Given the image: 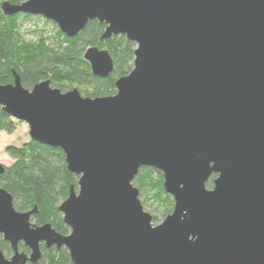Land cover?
Instances as JSON below:
<instances>
[{
  "label": "water",
  "instance_id": "95a60500",
  "mask_svg": "<svg viewBox=\"0 0 264 264\" xmlns=\"http://www.w3.org/2000/svg\"><path fill=\"white\" fill-rule=\"evenodd\" d=\"M2 10L42 16L69 38L98 20L103 39L123 35L136 49L111 97L49 80L31 91L17 73L0 86L4 110L80 177L59 207L69 235L33 225L36 209L18 211L0 187V239L14 252L0 247V264L37 263L41 244L66 247L73 264H264V0H28ZM84 57L97 77L114 69L107 50ZM148 167L174 199L157 226L133 185Z\"/></svg>",
  "mask_w": 264,
  "mask_h": 264
},
{
  "label": "trees",
  "instance_id": "16d2710c",
  "mask_svg": "<svg viewBox=\"0 0 264 264\" xmlns=\"http://www.w3.org/2000/svg\"><path fill=\"white\" fill-rule=\"evenodd\" d=\"M6 1L18 5L28 0H0V86L14 83L17 73L23 86L31 91L35 85L49 80L53 88L64 93L78 88L86 98L111 97L117 93V81L134 69L135 43L123 35L103 39L107 26L98 20L90 21L75 38H69L55 22L42 16L6 15L2 10ZM41 22L43 25H36ZM91 47L111 53L115 66L108 78L93 75L84 57ZM19 126L20 121L0 103V133L12 134ZM7 153L14 164L6 167L0 176V187L12 195L15 209L20 212L36 209L31 219L33 225L52 224L60 234L69 235L70 229L59 207L70 196L72 187L79 189L80 177L69 171L64 152L30 139L21 146H9ZM216 177L208 181V188L214 187ZM163 184V174L150 167L142 168L133 182L139 189L143 208L153 207V224L165 220L175 208L174 199L166 193ZM0 247L6 257L13 255L9 242L0 239ZM19 247L30 254V248L23 243ZM29 264L73 262L66 247L48 248L41 244L40 260Z\"/></svg>",
  "mask_w": 264,
  "mask_h": 264
},
{
  "label": "rangeland",
  "instance_id": "374dc122",
  "mask_svg": "<svg viewBox=\"0 0 264 264\" xmlns=\"http://www.w3.org/2000/svg\"><path fill=\"white\" fill-rule=\"evenodd\" d=\"M33 23V22H32ZM35 23H33L34 25ZM36 25H43V23H36ZM30 128L29 125L25 122H20V126L18 129L13 132L12 134H7L5 132L0 133V164L4 165L5 167H9L14 164V160L10 158V156L7 153V148L9 146H21L24 144V142H27L31 139L30 135ZM212 189V188H209ZM146 212H148L151 215H154L153 207L151 208H145ZM164 219H162L160 222L154 224V225H160Z\"/></svg>",
  "mask_w": 264,
  "mask_h": 264
}]
</instances>
